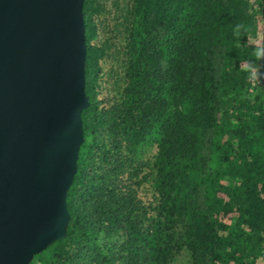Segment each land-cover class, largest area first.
Segmentation results:
<instances>
[{
	"label": "trees",
	"instance_id": "16d2710c",
	"mask_svg": "<svg viewBox=\"0 0 264 264\" xmlns=\"http://www.w3.org/2000/svg\"><path fill=\"white\" fill-rule=\"evenodd\" d=\"M261 9L84 1L90 104L70 219L31 264H264Z\"/></svg>",
	"mask_w": 264,
	"mask_h": 264
},
{
	"label": "water",
	"instance_id": "95a60500",
	"mask_svg": "<svg viewBox=\"0 0 264 264\" xmlns=\"http://www.w3.org/2000/svg\"><path fill=\"white\" fill-rule=\"evenodd\" d=\"M84 1L0 0V264H30L66 236L90 104Z\"/></svg>",
	"mask_w": 264,
	"mask_h": 264
},
{
	"label": "clouds",
	"instance_id": "9594fccd",
	"mask_svg": "<svg viewBox=\"0 0 264 264\" xmlns=\"http://www.w3.org/2000/svg\"><path fill=\"white\" fill-rule=\"evenodd\" d=\"M241 27H244L243 25L241 24H237L236 25V29L235 31L238 32V30L241 28ZM259 52V49H257V53ZM257 60L260 61L261 63L259 64H254L253 67H255L257 69V72H258V78L260 80L264 79V72H261L260 69L261 67H264V57H260L259 55H257Z\"/></svg>",
	"mask_w": 264,
	"mask_h": 264
},
{
	"label": "rangeland",
	"instance_id": "374dc122",
	"mask_svg": "<svg viewBox=\"0 0 264 264\" xmlns=\"http://www.w3.org/2000/svg\"><path fill=\"white\" fill-rule=\"evenodd\" d=\"M106 1V3H107V5H110V2H111V0H105ZM262 37H263V28H262V31L259 33V38L260 39H262ZM110 64H111V62L110 61H106L105 63H104V68H108V67H110ZM110 82H111V79L109 80ZM110 82H103L102 81V86H103V89L104 88H108V92H110L111 90H109L110 89ZM103 92L104 93H108V92H106L105 90H103ZM34 261L32 260V262L31 263H33ZM30 263V264H31Z\"/></svg>",
	"mask_w": 264,
	"mask_h": 264
}]
</instances>
